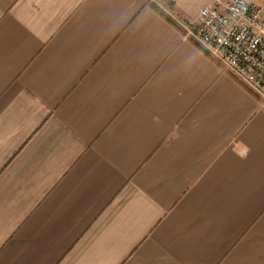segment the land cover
Here are the masks:
<instances>
[{"label":"crops","instance_id":"crops-1","mask_svg":"<svg viewBox=\"0 0 264 264\" xmlns=\"http://www.w3.org/2000/svg\"><path fill=\"white\" fill-rule=\"evenodd\" d=\"M212 1L0 0V264H264V101L181 25Z\"/></svg>","mask_w":264,"mask_h":264},{"label":"built area","instance_id":"built-area-1","mask_svg":"<svg viewBox=\"0 0 264 264\" xmlns=\"http://www.w3.org/2000/svg\"><path fill=\"white\" fill-rule=\"evenodd\" d=\"M184 36L201 44L220 66L264 101V6L259 0H213Z\"/></svg>","mask_w":264,"mask_h":264},{"label":"rangeland","instance_id":"rangeland-1","mask_svg":"<svg viewBox=\"0 0 264 264\" xmlns=\"http://www.w3.org/2000/svg\"><path fill=\"white\" fill-rule=\"evenodd\" d=\"M261 3H262V6H264V0H259ZM162 12H164L166 15L169 16V13L165 10V9H160ZM182 30L184 31L183 27H182Z\"/></svg>","mask_w":264,"mask_h":264}]
</instances>
